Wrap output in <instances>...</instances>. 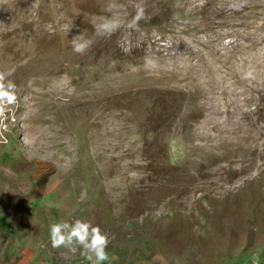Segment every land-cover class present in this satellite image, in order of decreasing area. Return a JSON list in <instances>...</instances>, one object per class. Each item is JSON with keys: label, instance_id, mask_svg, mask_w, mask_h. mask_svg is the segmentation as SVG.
<instances>
[{"label": "rangeland", "instance_id": "1", "mask_svg": "<svg viewBox=\"0 0 264 264\" xmlns=\"http://www.w3.org/2000/svg\"><path fill=\"white\" fill-rule=\"evenodd\" d=\"M106 2L0 0V264H89L51 246L61 218L105 264H264V0H119L73 52Z\"/></svg>", "mask_w": 264, "mask_h": 264}, {"label": "clouds", "instance_id": "2", "mask_svg": "<svg viewBox=\"0 0 264 264\" xmlns=\"http://www.w3.org/2000/svg\"><path fill=\"white\" fill-rule=\"evenodd\" d=\"M122 9L123 4L119 0H107L103 9L105 14L95 17L92 22V36H85L84 32L74 35L70 40L72 51L83 53L91 46L94 39L107 37L125 26ZM143 16V5L138 4L135 15L127 21L126 26H136ZM157 63L158 59L155 54L146 53L143 57V66L146 70L154 69ZM7 76L8 73H0V110L5 105L15 104L18 99L17 85ZM48 237L53 248H66L73 253L79 249L80 255L89 264H105L110 259L107 251L108 234L99 225L87 219L54 220L49 223Z\"/></svg>", "mask_w": 264, "mask_h": 264}]
</instances>
